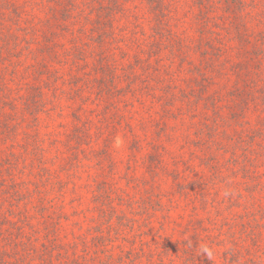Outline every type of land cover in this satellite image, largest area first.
<instances>
[{
	"label": "rangeland",
	"instance_id": "rangeland-1",
	"mask_svg": "<svg viewBox=\"0 0 264 264\" xmlns=\"http://www.w3.org/2000/svg\"><path fill=\"white\" fill-rule=\"evenodd\" d=\"M0 264H264V0H0Z\"/></svg>",
	"mask_w": 264,
	"mask_h": 264
},
{
	"label": "clouds",
	"instance_id": "clouds-1",
	"mask_svg": "<svg viewBox=\"0 0 264 264\" xmlns=\"http://www.w3.org/2000/svg\"><path fill=\"white\" fill-rule=\"evenodd\" d=\"M116 143L117 144L120 143L119 139H117ZM226 195H227V193H226ZM200 252H201V254L206 255V257L209 260H211L214 257V250L211 247L207 246V245L201 246L200 247Z\"/></svg>",
	"mask_w": 264,
	"mask_h": 264
},
{
	"label": "trees",
	"instance_id": "trees-1",
	"mask_svg": "<svg viewBox=\"0 0 264 264\" xmlns=\"http://www.w3.org/2000/svg\"><path fill=\"white\" fill-rule=\"evenodd\" d=\"M117 219H119V221H122L124 219V217H120V216H115ZM230 254L233 256V259L235 261L236 258V253L235 251H231ZM161 255V254H160Z\"/></svg>",
	"mask_w": 264,
	"mask_h": 264
}]
</instances>
